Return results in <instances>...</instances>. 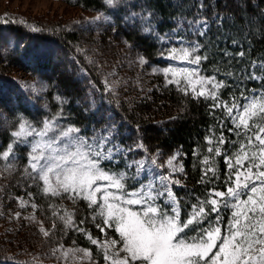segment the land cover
Here are the masks:
<instances>
[{
  "label": "trees",
  "instance_id": "trees-1",
  "mask_svg": "<svg viewBox=\"0 0 264 264\" xmlns=\"http://www.w3.org/2000/svg\"><path fill=\"white\" fill-rule=\"evenodd\" d=\"M62 1L83 11L106 15L110 26L117 31L112 36L134 47L144 60L158 67L167 66L162 61V57L169 54V47L164 43L166 38L195 44L198 47L193 57H206L198 64L200 76L215 77L224 86L217 90L215 100L197 97L189 88L185 94L183 86L164 81L157 90L151 89L147 94L128 87L129 92L121 97L119 92L115 95L107 89L105 76L95 69L85 51L77 49L82 39H92L83 37L78 28L74 31L54 24L45 27L18 21L0 23V113H3L0 152L13 140L10 133L18 130L24 118L34 129L40 130L44 121L55 117L61 128L76 126L81 135L93 137L94 130L95 135H100L98 121L103 117L116 125L118 145L125 150L131 148L129 154L134 159L155 158L161 166L163 155H180L181 185L173 190L180 201L183 222L213 189L227 191L232 184L229 177L236 170L228 168L226 155L233 156L241 145H247V137L255 132L254 124L249 127L251 131L236 128L224 105L231 106L252 91L264 89V0H121L117 8L108 6L105 0ZM201 4L203 9L199 7ZM121 8L151 12L153 30L144 33L128 27L121 19L125 16ZM197 18L207 19L208 28L203 35H199L195 24L190 26L189 22ZM103 40L97 43L106 44ZM37 52L47 53V56L37 60ZM62 54L72 61L76 70L85 71L86 76L81 78L73 70L71 78L66 77V73H56ZM17 69L41 79L46 86L42 99L35 101L21 93L19 81L11 74ZM67 73L70 75L69 71ZM58 81L64 89L57 86ZM55 135L57 133L53 132ZM38 138L35 134L22 138L8 160L0 158L3 176L0 205L9 211L20 210L21 198L36 217L20 220L11 241L6 230L0 229V264L19 258L34 264L30 257L17 253L23 247L49 255L54 248L76 247L88 251L98 263H108L101 247L104 218L98 214L99 205L90 207L81 198L70 204L64 194L45 193L43 182L35 178L29 160L32 145ZM221 138L223 144H220ZM141 144L143 147L139 146ZM217 149L218 155L215 154ZM210 166L213 171H208ZM209 207L205 206V220L189 227L188 236H194L196 230L201 232L207 224L216 226L217 217L223 226L232 220L226 210L214 213ZM68 214L71 226L64 222ZM2 224L4 221L0 220V228ZM42 228L48 232L46 237ZM93 240L99 243L94 244ZM44 261L48 264L49 260Z\"/></svg>",
  "mask_w": 264,
  "mask_h": 264
},
{
  "label": "snow or ice",
  "instance_id": "snow-or-ice-1",
  "mask_svg": "<svg viewBox=\"0 0 264 264\" xmlns=\"http://www.w3.org/2000/svg\"><path fill=\"white\" fill-rule=\"evenodd\" d=\"M120 2L121 0H105V3L113 8L119 7ZM199 7L203 9L204 5L201 4ZM120 10L125 12L121 19L128 27L137 28L144 33L153 30L151 12L138 13L128 11L127 8ZM189 23L190 26L195 24L200 27L199 35H203L204 29L207 28L206 18H197ZM196 47L198 46L193 47V51ZM171 52V58L175 59L179 55L182 61L188 63L199 64L201 59H206L202 56L193 57L188 48L179 52L172 49ZM45 56L47 53H36L37 60ZM140 62L146 63L142 57ZM164 72L166 76L173 77L168 82L176 83L178 86L180 80L177 77L184 76L185 87L182 90L187 94V89L190 88L197 97L204 96L215 100L216 91L224 86L223 83L217 82L215 77H200L194 70H177L169 67ZM197 85L200 86L199 90ZM208 85H211V88ZM224 107L229 116H232L233 109H236L237 114L233 118L236 128L243 127L244 130L251 131L249 121L253 117L261 116L264 119V94L248 100L242 109L235 103ZM0 118H3V113H0ZM98 124L100 135H95L94 130L93 137H88L86 134L81 135L80 128L76 126L61 128L55 117L44 121L40 130L34 129L24 118L19 122L18 130L10 133L13 140L0 152V158L8 160L13 154L14 146L22 138L35 134L40 139L32 145L29 166L32 172L36 173L35 178L43 182L45 193L54 196L61 192L69 193L73 199L86 200L90 207L98 203L99 194L98 214L104 218L105 225L115 228L123 243L121 250L126 253L124 257H120L118 253L108 254V248L117 243L115 240L102 244L105 259L110 264H129L130 261L133 264L136 261H140L141 264H203L216 247L218 240L220 246L208 264H264V170H261L264 167V124L254 125L258 130L247 137V145H241L238 152L228 157L229 169L231 170L234 165L238 167L229 177L232 184L227 191L213 189L209 197L205 201H200L199 206L194 207L191 215L183 222L180 217V201L171 187L173 184L179 185L180 181L174 180L171 174L165 175L160 172L155 158L148 160V163L157 167L158 174L155 180L147 184L140 181V186L130 192L125 190L124 173L110 174L100 166L105 160L114 162V158L118 159L124 154V149L117 144L119 130L116 125L108 123L103 117ZM52 132H56L57 135L49 137V133ZM61 141H64L62 145ZM223 143L221 138L220 144ZM139 146L143 147L142 144ZM215 154H219V149ZM174 159L173 157L168 160V167L173 173L183 172L182 166H177ZM244 161H249L246 169ZM135 164L136 176H139L144 169L145 161H138ZM132 166L131 163L128 164L129 168ZM253 168L256 169L255 172ZM208 171H213L211 166ZM245 193L246 198L241 199ZM161 197H166L167 202L171 204V214L157 205L156 201ZM225 197L228 199L225 200ZM229 202L233 209V218L227 225V233L222 240L219 217L215 227L201 229L202 234L199 238L193 236L189 240L180 236V233L194 222L202 223L203 218L207 216L206 205L210 206L209 211L219 212L220 205L223 203L227 207ZM133 205H139L140 211H133L130 207ZM64 222L71 226L70 214ZM41 231L45 236L48 235L43 228ZM92 242L99 243L96 240ZM257 245L260 247L257 248Z\"/></svg>",
  "mask_w": 264,
  "mask_h": 264
},
{
  "label": "rangeland",
  "instance_id": "rangeland-1",
  "mask_svg": "<svg viewBox=\"0 0 264 264\" xmlns=\"http://www.w3.org/2000/svg\"><path fill=\"white\" fill-rule=\"evenodd\" d=\"M15 21L22 23L28 22L34 25L41 24L45 27L46 25L50 26V24L52 25L54 24L57 26L63 25L62 26L63 28L67 27V29L68 28L69 30L73 29L74 31H76L78 28V31L83 35V37L92 38V39H88V40H92L90 42H88L87 39H82V40L80 39L81 43L79 48L77 49H79V51L81 52L85 51L86 57L88 54L87 58L92 60L95 69L99 70L100 71L99 73L105 76L104 79L107 81L106 82L107 89L109 91H112L113 94L115 95L119 92L121 97H125L123 96V94L129 92L128 87H130L131 89H133V87H136L140 91L147 94L148 92H150L151 89L157 90V88H159L160 83H162L163 81L165 84L169 83L168 81L173 77L171 75L166 76L164 72V70L169 67L177 70L179 69L194 70L198 74L200 73V67L198 64L182 61L179 55L175 59L171 58L172 49H176L179 52V50L181 49L188 48L193 56L194 54L193 47L196 46L195 44L191 45L190 43H186L181 39H172L168 37L164 40V43L169 47V51H168L169 54L162 57V61H164L167 64L166 67L164 68L158 67L156 65L147 62L146 60H145L146 63H141L140 62L141 54L138 50H136L132 46L123 44L121 41L115 39L112 36L117 34V31L110 26L111 21L106 15L100 12L83 11L79 8L71 7L65 4L62 0H0V23L15 22ZM207 28H208V23H207ZM207 28L204 29V32L207 30ZM195 29L198 32L200 31V27L197 25ZM106 34L107 37H105ZM100 39L102 40L106 39L103 40L106 42V44L103 42L101 44L97 43ZM62 55L63 56H61L62 57L61 66L57 68V70L55 71L56 73H59L61 75H65L66 73V77L71 78L72 70H73V72L81 78H84L86 76L85 71L76 70V68H74V64L71 63L72 61H69L66 55L64 54ZM1 65L3 64L1 63ZM67 71H69L70 75H68ZM11 74L15 76L14 78L17 81H19L21 93H23L25 96L33 98L35 101L42 99L45 93L46 86L44 85V83L41 81L40 78L33 77L29 73H25V72L23 73L19 69L13 71ZM177 78L180 80V85L185 87L184 76L181 75ZM193 79H195V77H193ZM256 79L260 81V78L258 76H256ZM57 86L59 87L61 86L63 88L61 81L57 82ZM199 87L200 86L197 85L198 90ZM208 87L211 88V85H208ZM261 94H264V89H258L252 91L250 94L242 97L241 100L236 103V105L242 109V107L248 102V100H250L253 97H259ZM217 96L218 93L216 91V97ZM40 106L43 105L41 104ZM236 114H237L236 109H233L232 116L230 117L234 125L235 122L233 118L236 116ZM253 124L254 125L264 124V119H262L261 116L253 117V119L249 121V127ZM254 129L255 132L258 130L256 127ZM52 136H53V132L49 133V137ZM39 139L40 138H38V140ZM63 143L64 141H61V145ZM61 145H58V147ZM129 153H130L129 151L124 149V154L121 155L118 159L114 158V162L105 160L100 165L105 171L109 172L110 174H119L121 172L124 173L126 191L130 192L136 190L140 186L139 183L140 181H143L144 184H147L150 181H154L156 175L158 174L156 166H159L160 172L164 173L165 175L171 174L174 180L180 181L179 185L173 184L171 186L172 190L173 187L181 185L180 177L182 175V172L176 171L173 173L167 164L168 160L174 157L175 158L174 163L177 166H182L180 155L178 153H173L166 156L163 155L161 159L162 161L161 166L157 164L159 162L156 163V166L151 165L150 163H148L147 158L134 159L132 156H130ZM229 156L231 155H226V162ZM142 160L145 161L144 169L141 171V174L139 176H136L135 162ZM129 163L133 165L131 168L128 167ZM248 164L249 161H244L245 169L248 167ZM236 167L238 166L234 165L232 169L236 170ZM261 170H264V167H262ZM255 171L256 169L253 168V172ZM2 177L3 176L0 174V180L2 179ZM98 183H102V182H98ZM257 185H259V182H257ZM61 194L65 195L66 201L68 203L73 204L74 199L71 198L69 193L61 192ZM97 195H98L97 204L100 207L99 194ZM244 198H246V193L241 197V199ZM227 199L228 198H226L225 200ZM156 203L163 211L171 214L170 212L171 204L167 202L166 197H161L159 200L156 201ZM19 206H20V210L9 211L7 208L2 207L0 205V220L4 221V224L1 225L0 229L4 228V230H6L7 235L9 234V236H7L9 241L13 240L14 235L16 234V231L19 228V224L21 223L20 220L24 218L27 220L36 218L34 212L27 210L28 207L27 202L21 198L19 199ZM222 206H224L223 203L219 207V212L221 210H226L227 213L231 214V218H233L232 217L233 209L231 207V202H229L227 207L224 206L223 209ZM130 207L132 208L133 211H140L139 205H133ZM219 212H214V213H219ZM249 215H251V213H249ZM180 217H181V209H180ZM204 220L205 219L203 218V221ZM193 224L195 225L197 223L194 222ZM192 225H190L189 227H191ZM211 225L207 224L206 228L215 227L214 225L212 226ZM219 226L221 228L220 238L222 240L225 234L227 233V225L223 226L222 224H219ZM189 227L185 229L184 232L180 233V236L190 240L193 236L187 235L189 233L188 232L190 229ZM102 228H103L102 244H105L112 240L117 241L115 245H112L108 248V253L110 255H114L118 253L120 257H124L126 253L121 250L123 247V243L120 240L119 234L115 231V228L108 227L107 225H105V223H103ZM111 233H114L115 235ZM201 234H202L201 232L197 233L196 230L194 236L199 238ZM43 237L46 236L44 235ZM219 246H220V241L218 240L216 247L212 249L209 256L203 261V264H208V261L211 260L212 256L218 250ZM256 247L259 248L260 246L257 245ZM17 253H20L22 256L25 257H30V259L35 262L34 264H44L45 262L44 260L46 259L49 260L47 261L48 264H100L90 255L88 251L76 247H70V248L66 247L63 249L54 248L50 255L45 254V252H40L29 247H23L21 250H18ZM253 254L258 255V253H253ZM9 264H30V263H27L25 260H23V258H19L16 259V261H9ZM106 264H110V262L108 261V263ZM129 264H133V262L130 261ZM134 264H141V262L136 261L134 262Z\"/></svg>",
  "mask_w": 264,
  "mask_h": 264
}]
</instances>
